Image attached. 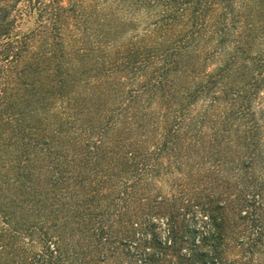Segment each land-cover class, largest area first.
<instances>
[{"label": "trees", "instance_id": "1", "mask_svg": "<svg viewBox=\"0 0 264 264\" xmlns=\"http://www.w3.org/2000/svg\"><path fill=\"white\" fill-rule=\"evenodd\" d=\"M28 2L0 0V264H264V50L244 48L255 23L237 32L234 1L205 0V39L235 49L195 96L180 85L190 56L148 44L166 38L171 5L162 35L115 47V18L94 34L73 4ZM119 75L146 81L122 94ZM204 92L205 114L190 115Z\"/></svg>", "mask_w": 264, "mask_h": 264}, {"label": "rangeland", "instance_id": "2", "mask_svg": "<svg viewBox=\"0 0 264 264\" xmlns=\"http://www.w3.org/2000/svg\"><path fill=\"white\" fill-rule=\"evenodd\" d=\"M14 1V6L18 7L20 11H27V6L29 4V0H11ZM62 1V0H61ZM64 5L67 4L75 5L76 10L78 9L87 20L91 21L90 31L94 34L98 33V31H105V28L111 30L110 26L102 27L100 25H105L108 23H99L100 18H115L112 20V30L116 25H119V33L116 34V42H114L115 47H120L123 45H139L142 40H144L147 36H150L153 33H159L161 22L165 19V13L169 5L172 6L173 12H177L175 16V22L172 26L169 27L168 31H166L167 35L165 39L159 38L158 40L148 41V44L152 45V47L157 49H174L177 48L179 50L185 51L189 57V59L185 60V63H195L193 66L196 67V73L190 72V68L187 69V74L180 81V85H184L186 93H192L196 96L198 90L201 85L205 87V81L208 79V75L218 74L220 68L227 65L228 59L232 56L235 47L231 44L233 40H229L224 49H226V53L223 56H219L216 51H219L220 48H217L218 42L220 40L219 37L215 38L213 41L205 39V0H154L156 3V7L153 9H148L147 5L142 2V0H63ZM223 0H219V4L221 5L224 2ZM234 1V5L232 7L229 6V2L225 5L226 11L229 14L226 20L227 24L233 15L241 16L242 22L238 24L237 32H245L249 28L248 23H255L257 26V30L250 33L252 35V41L245 44L244 48L249 50L247 57L254 58L257 53L264 50V0H232ZM199 2V7H196V3ZM174 5V7H173ZM230 7V8H229ZM135 8V9H134ZM135 10V13L133 12ZM97 17V19H96ZM196 18H198L196 20ZM96 19V21H94ZM197 25V26H196ZM36 28V18L34 15L25 16L21 20L18 21L15 31L17 34L23 35L32 31ZM158 30V31H157ZM198 33L200 36L195 39L196 35L192 36L191 33ZM66 34H71L72 36H77V38H81L82 30L78 27H74L73 25L69 26V29ZM158 35H162L159 33ZM73 36V37H74ZM194 37V40L192 39ZM206 43H209L205 48ZM234 44V43H233ZM216 49V51H215ZM144 52L146 51L143 48ZM158 51V50H157ZM250 55V56H249ZM191 58V59H190ZM248 59V58H246ZM250 59V58H249ZM247 66L252 67V60H248L245 62ZM125 77V76H124ZM120 81L121 93L127 94L133 90L140 89L141 85L146 81V79H137V78H122L120 75L117 78ZM245 79H247L245 77ZM80 89V86H76L72 88V94ZM67 91V90H66ZM65 91V93H66ZM217 96L220 91H215ZM64 93V94H65ZM214 93L209 97L205 96V92L202 95H199L195 101H193V105L190 106L189 112L190 115L198 117L199 115L205 114V109L210 104ZM222 96V94H221ZM76 97V95L74 96ZM259 99L255 103L254 109L256 111H264V86L260 90ZM260 102V104H259ZM120 99L117 100V104L115 106L111 105V109L119 105ZM144 102H142L143 104ZM150 107L146 106L145 108ZM151 109L147 111L153 110L155 107L151 106ZM118 108V107H117ZM116 109V108H115ZM69 111H63L59 107L56 111L52 113L56 118L53 121L64 122L67 118L66 114ZM118 128L121 125L120 121L117 122ZM117 128V129H118ZM202 225L201 218L194 223V227L199 229ZM159 237L164 240L165 239V231L159 228ZM229 257L233 259V256L229 254Z\"/></svg>", "mask_w": 264, "mask_h": 264}]
</instances>
